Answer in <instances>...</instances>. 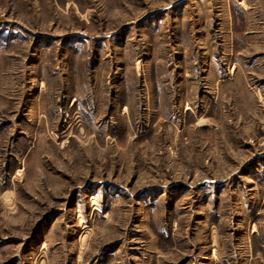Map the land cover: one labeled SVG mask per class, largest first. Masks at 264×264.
Returning a JSON list of instances; mask_svg holds the SVG:
<instances>
[{
  "label": "rangeland",
  "instance_id": "1",
  "mask_svg": "<svg viewBox=\"0 0 264 264\" xmlns=\"http://www.w3.org/2000/svg\"><path fill=\"white\" fill-rule=\"evenodd\" d=\"M0 264H264V0H0Z\"/></svg>",
  "mask_w": 264,
  "mask_h": 264
}]
</instances>
